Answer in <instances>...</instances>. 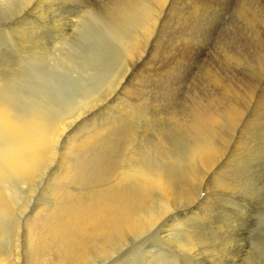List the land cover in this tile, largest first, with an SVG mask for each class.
Instances as JSON below:
<instances>
[{
    "label": "bare ground",
    "instance_id": "bare-ground-1",
    "mask_svg": "<svg viewBox=\"0 0 264 264\" xmlns=\"http://www.w3.org/2000/svg\"><path fill=\"white\" fill-rule=\"evenodd\" d=\"M9 1L0 0V14L2 6ZM180 1L182 2L179 4L186 2L185 0ZM149 2V5L138 4L142 8L137 3H132L133 5L125 3L121 13H115L114 10H112L114 13L108 11L109 14H105L106 19L104 14L101 16L93 12L92 14L95 13L94 18L98 20L101 18L105 28L96 23L99 21L92 23L93 26L86 23L84 18L87 11L83 6L80 9L77 8L78 10L75 9V12L71 10L74 6L78 7L79 4H83L79 0H23L22 7L16 12L0 15L4 22L0 24V36L7 37L10 34L11 38L8 37L10 39L8 42L11 46L23 49L22 54H19L37 64L31 71L10 70L5 75L8 81H0V221L12 218L25 230V245L29 251L31 264L102 263L112 256L115 257L130 242L137 241L145 245L150 236L153 238L156 235L161 238V241L162 239L170 243L175 241L173 244L171 243L173 249L182 255L184 261L191 262L192 259L198 260L207 253H211V259L215 258L212 253L219 252L218 256L221 253L224 254L229 249L228 246L234 237L240 236L237 239L238 242L243 240L246 228L243 229L241 226L244 222L242 219L245 215L242 210L245 206H239L233 200L236 199L235 195L239 192L240 184L245 183V187L249 188L248 191H251V195L255 193V190L260 191L261 188H264V178L258 186H255L253 177L248 176L243 180L239 178L240 174L237 178L235 171L232 172L228 168L233 165L241 166L250 163L259 153L258 149L253 148L255 144L252 146L250 143L255 136L250 134V128L253 123L258 121L260 115L264 116V92L262 89H258L257 96L253 100L251 97L254 95L252 93H255L254 90H248L240 95L234 85L228 82L223 85L221 83L223 79L215 76V84L224 88V95L235 97L234 100L231 98L233 101L231 100L232 102L227 104L226 108L224 107L220 111L218 108H223V104H221L216 110L212 108V103L210 106L200 99L199 102H196V99L195 103L185 110L172 112L171 115L165 113L167 116L169 115L167 119L169 122L172 121L173 129H166L167 127L165 128L161 123L157 124L162 122L159 118L156 123L157 131L155 130L149 137L140 139L141 141H136L134 133L137 134L140 131L136 130L138 132H135L136 125L134 126V124L136 123L134 122L141 117H145V119L153 117L147 110V107L149 108L146 99L148 92L144 88L145 85L140 88L139 92L140 86L136 87L138 95H131V92L135 93L136 91L134 86L137 84V79L135 80L134 76L142 68L148 65L150 67L153 55L156 54H154L155 49L152 43L150 46L149 43L146 44L149 47L147 46L148 49L146 48L145 51L141 49V45L145 41L142 43L139 35L142 34V38L144 35L147 39L148 37L153 39L152 30L157 25V17H161L159 25L162 27V34L166 31L165 27L177 23L183 17L180 15L181 12L171 13V6H173L171 0H151ZM194 4L196 5L191 6L192 9L190 8L191 10L187 14L192 15L195 19L196 11H202L210 4L211 7L215 6L211 15L217 14L219 8L224 6L221 3L214 2L213 4L212 0L198 1ZM200 4L205 6L199 7ZM136 9L137 13L138 11L142 12L137 14L139 16L137 21L140 22L139 27L142 28L139 35H135L136 33L134 34L130 30V22L135 23L132 12ZM197 14L199 15V13ZM214 17L206 16L201 22L202 27L197 24L198 27L192 26L188 28L187 32L182 31L183 29L177 32L175 28L179 27L173 28L170 41L175 47L173 55L170 53L174 56V66L169 68L167 77L169 79L170 76H173L172 74L177 73L178 80L175 76L177 81L173 80V83L170 82L172 78L167 79L170 84L169 82L164 83L162 85L164 88L167 89L171 86V89H174V86L179 81L181 82L180 78L187 79L184 77L191 73L195 64L205 55L204 48L199 46L201 41L209 40L208 36L215 33L213 32L215 28L212 26L216 23ZM249 17L251 18V16ZM202 23L205 25L204 27ZM43 31H48L53 39L54 35L59 34V40L56 38L51 40V42L56 40L52 45L53 49L59 48V51H62L68 58L66 63L61 65L63 60L61 54H58L60 59L57 56L53 57L57 54L55 50L53 56L49 54L50 57H57V64H55L57 66L51 67L54 68L51 72H49L50 69L45 71L46 64L44 65L42 62L46 55L44 51L49 48L44 50L36 42L42 39V34H45ZM205 34H207L206 37ZM84 37L85 41L79 43ZM74 40L78 42L76 45ZM1 42V45L7 46L6 42ZM116 42L122 44L125 54L130 59L133 58L134 61L135 58L134 63L129 60L131 65L134 64L133 70H129L125 74L122 72L121 81L118 80L120 82L115 87L111 86L106 93L98 94L95 91L96 93H93L92 96L80 99V96L86 95L84 93L90 92L95 83L97 84L98 74L102 70L100 66L113 57L110 55L108 59L102 54L106 50L114 49ZM18 48L16 49L18 50ZM50 48L52 49V47ZM247 54L249 56L248 52ZM18 56L15 59L22 63ZM122 57L125 60L124 53ZM51 63L54 64L50 62V65ZM50 65L48 64V66ZM65 65L67 70H65ZM146 69L149 70L147 67ZM153 69L152 71H154ZM3 72L0 65V74ZM157 72L159 73V70ZM155 73L154 75H156ZM154 75L151 76L154 77ZM157 84L153 90L158 88L161 92L160 84L158 87ZM245 87L247 89V86L243 88ZM155 92L158 93V91ZM77 98L80 101L75 106L73 105L74 108L71 112L56 117L57 120L53 121V124L48 122L50 111L63 109L70 104L72 99ZM222 100L224 102L225 99ZM251 100L254 101V103L252 102L254 111L251 112L252 115L245 118L244 110L246 108L244 109V105ZM213 101L216 102L214 99ZM151 104L153 103L151 102ZM185 104L187 105V102ZM248 105L249 103L245 106ZM66 111L65 109L64 112ZM100 117L113 119L105 120L104 125L96 127ZM262 119L260 118L259 121ZM223 124L226 127L222 131ZM141 127L139 128L141 129ZM234 128L239 129V133H241L237 140L234 139L235 132H231ZM147 131L149 130L147 129ZM230 132L231 135H229ZM260 142L258 143L261 144ZM59 144L64 146L60 154L57 149ZM260 150L262 149L260 148ZM244 155L246 156L245 161L242 159ZM78 160L79 168L76 167ZM24 192H27V195H24V198L27 199H25L24 205H22L23 203L20 205L21 193ZM247 196L245 195L246 198H244L247 199ZM216 198H220L223 201L221 204L226 205H222L225 211L220 214L215 223L217 226V228L215 226V230L221 236L220 241L222 242L217 250L212 249L213 242H211L213 245L206 243L208 238L204 234H200L203 230L196 226L195 222L202 219L211 225L213 219H209L206 212ZM33 200L35 204L31 207ZM218 204L220 203L218 202ZM18 218H23V223L18 221ZM8 222L10 221L7 220L6 223ZM160 222L161 224L154 229ZM5 228L7 229V226ZM176 232L182 234V238L174 239L173 235ZM127 250L129 251V249ZM9 259L7 258V260ZM5 260L3 256H0V264ZM19 260L21 259H17V264ZM5 262L3 264H7Z\"/></svg>",
    "mask_w": 264,
    "mask_h": 264
},
{
    "label": "rangeland",
    "instance_id": "rangeland-1",
    "mask_svg": "<svg viewBox=\"0 0 264 264\" xmlns=\"http://www.w3.org/2000/svg\"><path fill=\"white\" fill-rule=\"evenodd\" d=\"M15 1V2H14ZM80 2L82 1L83 4H79L78 7L77 6H74L73 8H71V10L74 12L76 11L75 9H80L81 6H83L85 8V10L87 11L85 13V10L83 12V14L85 13V21H87L86 23H88L89 25H94L92 23H95L96 21H99V22H96V23H99V26L100 27H104V22L101 20V18L98 20L96 18H94V15L95 13L96 14H100L101 16L104 14V18L106 17L108 11L109 12H113L115 11V13L119 12L121 13V9L128 3H133V4H136L137 5H149V1L151 0H79ZM86 1V2H85ZM97 1V2H95ZM119 1V2H118ZM129 1V2H128ZM134 1V2H133ZM177 1V2H175ZM186 2L184 4H179L181 3L182 1H178V0H171V5L175 6H171V13H174V12H178L180 13V15H182V19H179V21H177V23L175 24H169L167 27H165V30L162 34V27H160V23H159V20L161 22V17H157V25L154 27V29L152 30L153 32V36L152 37L153 39H149L150 37L145 38L144 35H143V38L141 37L142 34L141 33V27L140 26V22L137 21L139 20V16L137 15L138 13H142V12H139L137 13V9L132 12V15L134 17V21L135 23L132 21L130 22V30L131 32H133L135 35H139V37L142 39V45H141V49L142 50H146V48L148 49V47L151 45L150 43L154 44V54L153 55V59H152V62L155 64H153L151 62L150 64V67L146 66L149 70L146 69V67L142 68L141 70H139L134 78L135 80L137 81V84L134 86L133 91L134 92H131V95L132 96H136L138 95V92L140 91V88L144 87L145 85V89L147 90V102H148V105H149V108L147 107V110L148 113L151 115V117H153L152 119L151 118H146L145 117H141L139 118V120L135 121L134 123V128H135V132H138L137 134L134 133V137H138L137 139L135 138V140L137 141H141L143 138L145 137H149L150 134H153V132L156 130L157 131V119H161L162 122L165 121V122H158L157 124H162L166 129H173V127L171 126L172 125V121L169 122L167 118H169V115H171L172 112H177V111H181V109L185 110L187 108H189L192 103L194 104L195 103V100L197 99L196 102H199V99L202 100V102H207V104H209L210 106L212 105V108L213 109H216V110H220L222 111L224 109V107L231 103L235 97L234 96H230V95H227L225 94L224 95V88L219 86L218 84H215V78L216 77H221L223 79V82L221 81V83H223V85H225L224 83L226 84H231V85H234L235 89H237L236 91L239 92L240 95H243L246 91L250 90V91H253L255 93H252L254 94L251 99L255 100V97L257 96V93L259 90L262 89V91L264 92V0H260L256 2V0H212V3L214 4L215 3H221L223 4L222 8L220 9L219 8V11L217 14H214V15H211L213 12H214V8L215 6H212L211 7V4L210 6H207V8H204L201 10L196 11L195 13V17L196 19L192 16V15H188L187 13L189 12V10H191V6L193 5H196L194 3H197L198 1H202L203 0H185ZM207 1V0H205ZM226 1V3H225ZM22 2L23 0H10L9 2H6V4H4L2 6V13L1 14H5V15H8L9 13H13V12H16L17 10H19L21 7H22ZM94 2V3H93ZM109 2V3H108ZM115 2V3H114ZM148 2V3H147ZM9 3V4H8ZM111 3V4H110ZM114 3V4H112ZM126 3V4H125ZM141 3V4H140ZM174 3V4H173ZM105 4V5H104ZM132 4V5H133ZM242 4V6H241ZM138 5V6H139ZM246 5V6H245ZM252 5V6H251ZM6 6V7H5ZM91 6V7H90ZM108 6V8H106ZM109 6H111L109 8ZM117 6V7H116ZM201 6H205L204 4H200L199 7ZM82 7V8H83ZM89 7V8H88ZM96 7V9H95ZM140 8H142L141 6H139ZM240 7V8H239ZM249 7V8H248ZM252 7V8H251ZM93 8V9H92ZM105 8V9H104ZM173 8V9H172ZM191 8V9H190ZM213 8V10H212ZM243 8V10H242ZM6 9V10H5ZM77 9V10H78ZM98 9V10H97ZM100 9V10H99ZM102 9V10H101ZM117 9V10H116ZM207 9V10H206ZM5 10V11H4ZM14 10V11H13ZM114 10V11H112ZM119 10V11H118ZM173 10V11H172ZM177 10V11H176ZM179 10V11H178ZM211 10V11H210ZM221 10V11H220ZM240 12H239V11ZM7 11V12H6ZM91 11V12H90ZM98 11V12H97ZM105 11V12H104ZM210 11V12H209ZM93 12H95L94 14H92ZM103 12V13H102ZM167 12V10H166ZM223 12V13H222ZM251 12V13H250ZM91 15H90V14ZM134 13V14H133ZM135 13H136V16H135ZM199 13V15L197 14ZM222 13V14H221ZM253 13V14H252ZM0 14V15H1ZM106 14V15H105ZM109 14V13H108ZM245 14V15H244ZM87 15V16H86ZM188 15V16H187ZM197 15H198V18H197ZM262 17H261V16ZM89 16V17H88ZM206 16H215L214 17V20L216 21V23H214L212 26L215 28L213 30V32L215 33H212L210 34L208 37L209 40H206V41H201L200 43V46L201 48H204L205 52L203 55L202 58L199 59L198 63L195 64V67L192 69V71H195V72H192L184 77V78H187V79H183V78H180L181 79V82L179 81L178 84L180 85H176L174 86L173 88L174 89H171V86L170 87H167L164 88L162 85H164V83H168L169 81H167L168 77L169 76L167 73L168 71H170V67L174 66L173 64V52H174V46H172L171 44V37H172V34L173 33V28L174 27H179V28H175V30L177 32H179L178 30H182V31H188V28H191L192 26L194 27H202L201 25V22H203V18H205ZM219 16V17H218ZM221 16V17H220ZM251 16V18L249 17ZM258 16V17H257ZM132 17V16H131ZM132 17V18H133ZM191 17V18H190ZM244 17V18H243ZM246 17V18H245ZM93 18H94V21H93ZM217 18V19H216ZM250 18V19H249ZM257 18V19H256ZM262 18V19H261ZM106 19V18H105ZM136 19V20H135ZM238 19V20H237ZM1 23H4L3 20L0 18ZM183 20V21H182ZM228 20V21H227ZM220 21V22H219ZM241 21V22H240ZM138 22V23H137ZM185 22V23H184ZM192 22V23H190ZM194 22V23H193ZM196 22V23H195ZM249 22V23H248ZM137 23V24H136ZM188 23H189V26H188ZM102 24V25H101ZM194 24V25H193ZM198 24V26H197ZM203 24V23H202ZM159 25V26H158ZM181 25V26H180ZM216 25V26H215ZM205 25L203 24V27ZM181 27V28H180ZM252 27V28H251ZM255 27V28H254ZM135 29V30H134ZM243 29V30H242ZM261 29V30H260ZM139 30V31H138ZM161 30V32H160ZM192 30V29H191ZM216 30V31H215ZM50 31V30H48ZM48 31H43L45 34H42L43 37L41 40L39 41H36L38 43V45L42 46L44 48V50H46L47 48L51 49L50 47H52L51 50L47 49L46 51H44L46 54L43 58V61L44 62V69L45 71H48L49 69V72H51V70L53 71L54 68L52 69L51 67H54L55 64H57V57L60 59V56H62L61 58L64 60L61 61V65L66 61L68 60L67 56L64 55V53L62 51H59V48H54L53 49V43L58 39L59 40V34L58 35H54L56 40L54 42H51V40H54L52 38V35L50 33H48ZM137 31V32H136ZM155 31V32H154ZM157 32V33H156ZM159 32V33H158ZM166 32V33H165ZM47 33V34H46ZM139 33V34H138ZM160 33H161V36L162 38H160ZM189 33V32H188ZM167 34V35H166ZM171 34V35H170ZM10 34L7 35V37L3 36L2 35L0 36V65H1V68L4 70L3 74H0V81H5L7 82L8 79L6 78V74L8 72L13 71V70H27V71H31L34 67L37 66L36 63H32V61L30 60H27L24 57L21 56L22 54V50L21 48L19 49L17 46H11L10 42V39L8 37L11 38V35L9 36ZM45 35V36H44ZM47 35V36H46ZM157 35V36H156ZM160 37H159V36ZM190 35V33H189ZM207 34H205V37H206ZM245 35V36H244ZM49 36V37H48ZM73 36H75V34H73ZM227 36V37H226ZM238 36V37H236ZM250 36V37H249ZM45 37V38H44ZM47 37V39H46ZM47 42H45L44 40ZM79 38V37H77ZM228 38V39H227ZM230 38V39H229ZM255 40H254V39ZM2 39V40H1ZM158 39V40H157ZM252 39V40H251ZM78 40V39H77ZM116 41H118L116 38H115ZM1 41L3 42H6L7 46L6 45H1ZM42 41V42H41ZM50 41V42H49ZM85 41V37L84 39L81 38V41L79 43H83ZM154 43H153V42ZM256 41V42H255ZM74 44L76 45V43H78L77 41H73ZM119 42V41H118ZM147 42V43H146ZM44 43V44H43ZM50 45H49V44ZM117 43V42H116ZM115 43V44H116ZM149 43V44H148ZM162 43V44H161ZM48 44V45H47ZM148 44V45H146ZM156 44V45H155ZM161 44V45H160ZM251 44V45H250ZM259 44V45H258ZM116 45H117V48H116ZM114 49L111 48V50H106L104 51V53L102 54V56L104 57H108V59L110 58L109 56L112 55V59L104 64H102V66H100V68H102V70L100 71V74H98V81H97V84L95 83V86L91 89L90 92H86L84 94L86 95H82L80 96L79 98L82 99L84 98L85 96L86 97H90L93 95V93H96L95 91H97L98 94H104L108 91V89L113 86L115 87L120 81H121V77L123 76L122 72L125 74L127 71H132L133 70V65H131L132 63H134L135 61V58H134V61H133V58L130 59V57H128L126 54H125V51H124V48L122 46V44H116ZM145 45V46H144ZM160 45V46H159ZM249 45V46H248ZM253 45V46H252ZM39 46V47H40ZM45 46H48L45 48ZM122 46V47H121ZM148 46V47H147ZM169 46V47H168ZM9 47V48H8ZM18 48V50L16 48ZM41 47V50L43 49ZM55 47V46H54ZM70 48H72L71 46H69ZM143 47V48H142ZM207 47V48H206ZM229 47V48H228ZM258 47V48H257ZM8 48V49H7ZM15 48V49H14ZM163 48V49H162ZM171 48V49H170ZM260 48V49H259ZM6 49V50H5ZM120 49V50H119ZM159 49V50H158ZM238 49V50H237ZM263 49V50H262ZM5 50V51H4ZM13 50V52H12ZM55 50V52L57 53L56 55H54L53 51ZM141 50V51H142ZM164 50V51H163ZM171 50V51H170ZM8 51V52H7ZM59 51V52H58ZM78 51V50H77ZM124 51V52H123ZM4 52H7L4 54ZM11 52V53H10ZM52 52V53H50ZM113 52V54H112ZM118 52H122L121 54L118 53ZM143 52V51H142ZM160 54H159V53ZM165 52V53H164ZM172 55H171V53ZM247 52L249 53V56L247 54ZM257 52V53H256ZM3 53V54H2ZM15 55H14V54ZM21 53V54H19ZM63 53V54H62ZM111 53V54H110ZM124 53V57H125V60L124 58L122 57V54ZM163 53V54H162ZM227 53V54H226ZM251 53V54H250ZM254 53V54H253ZM12 54V55H10ZM49 54H52L51 56L55 57L57 56L56 58H53V57H50ZM58 54L60 56H58ZM167 56H166V55ZM232 54V55H231ZM2 55V56H1ZM10 55V56H8ZM19 55V56H18ZM157 55V56H156ZM213 55V56H212ZM13 56V57H12ZM17 56L19 57V60L22 61L19 62L18 59H15L17 58ZM42 56V57H43ZM65 56V57H64ZM172 56V57H171ZM260 56V57H259ZM6 57V58H5ZM11 57V58H10ZM49 57V58H48ZM157 57V58H156ZM159 57V58H158ZM8 58V60H6ZM48 60H47V59ZM51 58L53 59L51 60ZM128 58V59H127ZM171 58V59H170ZM249 58V60H248ZM11 59V60H10ZM168 59V60H167ZM15 60V62H14ZM56 60V61H55ZM127 60V62H126ZM129 60L131 61L129 62ZM246 60V61H245ZM262 60V61H261ZM4 61V62H3ZM8 61V62H7ZM48 61V62H47ZM163 61V62H162ZM201 61V62H200ZM238 61V62H237ZM41 62V63H42ZM50 62H53L54 64L51 63L50 65ZM56 62V63H55ZM113 64H112V63ZM172 62V63H171ZM235 62V63H234ZM50 66H48V64ZM64 63V64H65ZM157 63V64H156ZM168 63V64H167ZM251 63V64H250ZM259 63V65H258ZM43 64V63H42ZM63 64V65H64ZM68 64V63H67ZM66 64V65H67ZM167 64V65H165ZM228 64V65H227ZM254 64V65H253ZM25 65V66H24ZM65 65V66H66ZM155 65V66H154ZM158 65V66H157ZM171 65V66H170ZM256 65V66H255ZM57 66V65H55ZM68 66V65H67ZM67 66L65 68V70H67ZM109 66V67H108ZM132 66V67H131ZM169 66V67H168ZM213 66V67H212ZM258 66V67H257ZM261 66V67H260ZM16 67V68H15ZM46 67H49V68H46ZM109 70H108V68ZM121 67H122V70H121ZM152 67V68H151ZM157 67V69H156ZM159 67V68H158ZM260 67V68H259ZM10 68V69H9ZM125 68V70H124ZM155 68V69H153ZM163 68V69H162ZM168 68V70H166ZM214 68V69H213ZM117 69V70H116ZM121 72H120V70ZM146 69V70H145ZM152 69L154 71H152ZM162 69V70H160ZM230 69V70H229ZM104 70V71H103ZM151 70V71H150ZM156 70V71H155ZM159 70V73L157 72ZM6 71V72H5ZM144 71V72H142ZM147 71V76L145 74V72ZM150 71V72H148ZM162 71V72H161ZM258 71V72H257ZM82 72V71H81ZM102 72V73H101ZM104 72V73H103ZM142 72V73H141ZM156 72V73H155ZM201 72V73H200ZM234 72V73H233ZM112 73V74H111ZM120 73V74H119ZM140 73V75H139ZM154 73L157 75H154ZM215 73V74H214ZM225 73V74H224ZM233 73V74H232ZM246 73V75H245ZM106 74V75H105ZM114 74V75H113ZM144 74H145V77H144ZM149 74V75H148ZM154 75L151 76V75ZM161 76H160V75ZM192 74V76H191ZM201 74V75H200ZM211 74V75H210ZM33 75V74H32ZM103 75H105V77H103ZM173 76H170L171 78H169L168 80H170L171 83H173V80L174 81H177L178 80V74L177 73H174L172 74ZM214 75V76H213ZM230 75V76H229ZM2 76V77H1ZM163 76V77H162ZM177 79H175L174 78ZM216 76V77H215ZM229 76V77H228ZM241 76V77H240ZM109 77V78H108ZM140 77H144L143 79L140 78ZM151 77V78H150ZM153 77V78H152ZM158 77V78H157ZM160 77V78H159ZM235 77V78H234ZM112 78V79H111ZM205 78V79H204ZM212 78V79H210ZM245 78V79H244ZM261 78V79H260ZM101 79V80H99ZM104 79V80H103ZM106 79V80H105ZM116 79V80H115ZM141 79V80H140ZM145 79V81H144ZM159 79V80H158ZM195 79V80H193ZM120 80V81H118ZM140 80V81H138ZM152 80V81H151ZM155 80V81H154ZM166 80V81H165ZM192 80V81H191ZM198 80V81H197ZM206 80V81H205ZM212 82H211V81ZM232 80V81H231ZM100 81V82H99ZM106 83H105V82ZM108 81V82H107ZM151 81V82H150ZM159 82V84H157V82ZM147 82V83H146ZM154 82V83H152ZM162 82V84H161ZM169 82V84H170ZM228 82V83H227ZM242 82V83H241ZM263 82V83H262ZM244 83V84H243ZM99 84V85H98ZM104 84V85H103ZM111 84V85H109ZM155 86H154V85ZM156 84H157V87L159 85V89H162V91L160 92L157 89H154L155 91H158V94L157 92H155L153 90V87L155 88L156 87ZM182 84H184V86H182ZM242 84V85H241ZM251 84V86H250ZM102 85V87H101ZM108 86V87H107ZM140 86V87H139ZM151 86V88H150ZM179 88H178V87ZM244 86H247V89L246 87L243 88ZM250 86V87H249ZM98 87V88H97ZM136 87H139L136 88ZM147 87V88H146ZM194 87V88H193ZM211 87H212V90H211ZM219 87V88H218ZM260 87V88H259ZM104 88V89H103ZM253 88V89H252ZM257 88V90H255ZM103 89V90H102ZM137 89H138V92H137ZM165 89L167 90V92L165 91ZM182 89V90H181ZM190 89V90H189ZM197 89V90H196ZM217 89V90H215ZM220 89V91H219ZM239 89V90H238ZM245 89V90H244ZM252 89V90H251ZM259 89V90H258ZM100 90V91H99ZM149 90V91H148ZM174 90V91H172ZM176 90V91H175ZM210 90V91H209ZM178 91V92H177ZM183 91V92H182ZM206 91V92H205ZM215 91V92H214ZM218 91V92H217ZM243 91V92H242ZM92 92V93H91ZM177 92V93H176ZM189 92V93H188ZM209 92V94H207ZM211 92V93H210ZM220 92V93H219ZM257 92V93H256ZM91 93V94H90ZM157 93V94H156ZM169 93V94H168ZM171 93V94H170ZM175 95H174V94ZM186 93V94H185ZM219 93V94H217ZM189 94V95H188ZM212 94V95H211ZM215 94V95H214ZM222 94V96H221ZM159 95V96H158ZM191 95V96H190ZM193 95V96H192ZM210 95V96H208ZM155 98H154V97ZM227 96V98H226ZM163 97V98H162ZM191 97V98H190ZM211 97V98H209ZM219 97V98H218ZM241 97V96H240ZM77 98V99H72L70 101V104L66 107H64L63 109H60L58 111L56 110H52V112L48 113V115L50 114V118L48 117V122L50 123H54L53 121H56L58 116L61 117L63 115H66L67 113L71 112L73 110V105L75 106L76 104H78V102L80 101V99ZM159 98V99H158ZM225 99L224 102L222 99ZM233 100H232V99ZM172 99V100H170ZM185 101H184V100ZM187 99V100H186ZM211 99H212V102H211ZM216 100L215 101H213ZM227 99V100H226ZM230 99V100H229ZM239 99V98H238ZM232 100V101H231ZM251 100L249 103L248 106H245L247 105L248 103H245L244 105V109L246 108L245 111V118L246 117H249L251 114L252 111H254L253 107H254V101ZM162 101V102H161ZM183 101V102H182ZM194 101V102H193ZM209 101V103H208ZM150 102V104H149ZM151 102L153 104H151ZM187 102V105L185 104ZM220 102V104H219ZM222 102V103H221ZM225 102H227L226 104H224ZM253 102V103H252ZM212 103V104H211ZM252 103V104H251ZM72 104V105H71ZM166 104V105H165ZM221 104H223V108L220 107ZM165 105V106H164ZM218 105L220 108H218ZM251 105V106H250ZM253 105V106H252ZM184 106H187V107H184ZM217 106V107H216ZM151 107V108H150ZM163 107V108H162ZM169 107V108H168ZM179 107V108H178ZM215 107V108H214ZM227 107V106H226ZM225 107V108H226ZM248 107V109H247ZM251 107V108H249ZM167 108V109H166ZM218 108V109H217ZM65 109L67 110L66 112ZM71 109V110H70ZM250 109V110H249ZM154 110V111H153ZM169 110V111H168ZM54 111V112H53ZM247 111V112H246ZM153 112V113H152ZM56 113V114H55ZM164 113V115H163ZM169 114L168 116L166 114ZM249 114V115H248ZM263 114V113H261ZM163 115V116H162ZM166 115V116H165ZM248 115V116H247ZM159 116V117H158ZM263 115H260L259 118H258V121L253 123L252 127L250 128V134H253L255 135L253 137V139H251L250 143L251 145L255 147H253L255 150L258 149V154H257V157H255L250 163L248 162L247 164L245 165H233L232 167L228 168V169H231L232 172L235 171V175L237 176V178H241L244 180L245 177H248L250 176L251 178L253 177V179L255 180V186L259 183H261L263 181V178H264V116L262 117ZM57 117V118H56ZM53 118H55L54 120H52ZM115 118V117H114ZM262 119L259 121V119ZM50 119V120H49ZM109 119H113V118H104V117H100L98 120H97V126H100L102 125L103 123L105 124V120L109 121ZM142 119V120H140ZM145 119V120H144ZM165 119V120H163ZM167 119V120H166ZM52 120V121H51ZM102 122H100V121ZM151 120V121H150ZM248 120V119H247ZM246 120V121H247ZM257 120V118H256ZM148 121V122H147ZM150 121V122H149ZM138 122V123H137ZM153 122V123H152ZM168 124H167V123ZM260 122V124H259ZM50 123V124H51ZM146 123V124H145ZM166 123V124H165ZM170 123V124H169ZM99 124V125H98ZM103 124V125H104ZM138 124V125H137ZM141 124V125H140ZM165 124V125H164ZM225 124V123H224ZM223 124V130H225V125ZM144 125V126H143ZM152 125V126H151ZM257 125V126H255ZM261 125V126H260ZM142 126V127H141ZM147 126V127H146ZM150 126V127H149ZM255 126V127H254ZM141 127V129L139 128ZM154 127V128H153ZM156 127V128H155ZM254 127V129H253ZM263 127V128H261ZM146 128V129H145ZM143 129V130H142ZM147 129L149 131H147ZM138 130V131H136ZM151 130V131H150ZM227 130V129H226ZM236 130V131H235ZM144 131V132H143ZM146 131V133H145ZM232 133H234V139L237 140L238 139V136H240L241 133L239 129H235L232 131ZM231 132L229 133V135H231ZM257 132V133H256ZM149 133V134H148ZM260 133L261 136L260 137ZM144 136H143V135ZM148 134V135H147ZM137 135V136H136ZM142 135V136H141ZM259 138V139H258ZM262 138V139H260ZM141 139V140H140ZM77 140H79L77 138ZM248 140V139H247ZM261 141L259 144L258 142ZM255 142V143H254ZM257 143V144H256ZM260 145V146H259ZM263 146V147H262ZM63 144H59L57 149H58V154H60L62 151H63ZM262 150H260V148ZM116 157V155H115ZM114 157V159H116ZM245 158L246 156H242V159L245 161ZM241 160V159H240ZM248 161V159H247ZM246 161V162H247ZM241 162V161H240ZM79 163V160L78 162L76 163V167L79 168L80 165L78 164ZM252 164V165H251ZM78 165V166H77ZM251 165V166H250ZM239 167V168H238ZM248 167V168H246ZM234 170V171H233ZM249 170V171H247ZM238 171V172H237ZM241 172V173H240ZM248 172H249V175H248ZM244 175H243V174ZM245 173L246 176H245ZM256 176V177H255ZM259 177V178H258ZM258 178V179H257ZM260 179V180H259ZM261 181V182H260ZM246 182V181H245ZM260 186H262V184H260ZM246 188V189H245ZM254 188V187H253ZM239 192L235 195L236 199H234L233 201L235 203H237V205L239 206H242L244 205L245 208H243V214L245 215V219L243 218L242 221L243 222V225L241 226L243 229H245V235H243V240L242 241H237L238 238H240V236L238 237H234L232 240V243L229 244L230 246L229 249L226 250V252L223 254L221 253L220 256H218L219 252L217 253H212L214 254L215 256V260L214 259H211V253H207V255L203 254L201 256L200 259L198 260H194L192 259V261H184L183 260V257L182 255H180V253H178L176 250L173 249L171 243L173 244L175 241H172L171 243L170 242H167L166 240L162 239L161 241V238L159 236H153V238L150 236L147 240H146V243L145 245L144 244H140L139 242L137 241H132L130 243V246L128 244V246L124 247L123 249L120 250L119 253H117L115 255V257H111L109 259H107L105 262H99L97 264H264V188L260 191H256L255 190V193L254 194H251V191H248L249 188L248 187H245V183H242V185L240 184V187L238 188ZM258 190V189H257ZM246 191H248L246 193ZM258 192V193H257ZM249 193V194H248ZM23 194V195H22ZM247 196V199H245V195ZM24 195L26 196L27 195V192H24V193H21V201H20V205H24L25 203V199H27L26 197L24 198ZM23 196V197H22ZM245 197V198H244ZM24 200H23V199ZM19 199V200H20ZM242 199V200H241ZM23 200V201H22ZM35 200V199H34ZM34 200L31 204V207L35 204L34 203ZM221 200L220 198H216L212 201L211 205H210V208L209 210L206 212L208 214V217L209 219H213L211 220V225L210 223H205L206 221L202 220V219H198V221H195L196 222V226H199L203 231L200 232V234H204V236H206L208 238V242H206L208 245H213L214 243V246L212 247V249H215L217 250L219 248V244H221L222 242L220 241L221 239V236L219 235V233H217V230H215L217 228L216 226V222L218 221V217L220 216V214L222 212H224V208L223 206H226L224 204H221L223 201H219ZM247 200V201H246ZM253 201V202H252ZM218 202L221 204H218ZM239 202V203H238ZM223 205V206H222ZM221 206V207H220ZM260 208V209H259ZM251 209V210H250ZM250 215V216H248ZM254 216V217H253ZM250 217V218H249ZM249 218V219H248ZM22 219V220H21ZM18 218V221H21V223H23V218ZM7 220H9L10 222L6 223ZM201 220V221H200ZM215 220V221H214ZM254 220V221H253ZM2 222V224H1ZM5 222V223H3ZM13 222V223H12ZM15 222V223H14ZM198 222V223H197ZM20 223V222H19ZM4 224V225H3ZM6 224V225H5ZM16 224V225H15ZM161 224V222L156 226L154 227V229H156L159 225ZM3 225V227H2ZM7 226V229L5 227ZM16 226V227H15ZM209 226V227H208ZM216 226V228H215ZM0 256L4 257L6 260L7 258H10L9 260H7V262L3 261L1 264H3L4 262L9 264H15V259H16V264H17V259H21L19 260V263L18 264H31V261H30V256H29V251L25 245V230L19 226L16 221H14V219L12 220V218H7V219H4V220H1L0 221ZM249 229V230H248ZM5 232H3V231ZM16 231V232H15ZM23 231V232H22ZM239 231V230H238ZM214 232V233H213ZM240 232V231H239ZM243 232V231H242ZM12 233V234H11ZM24 233V234H22ZM2 234V235H1ZM7 234V235H6ZM209 234V235H208ZM216 234V235H215ZM17 235V236H16ZM219 235V236H218ZM16 236V238H15ZM159 237V238H158ZM174 239H178L179 237L182 238V234H180L179 232H176L175 235H173ZM18 238V239H17ZM211 238V239H210ZM17 239V240H16ZM23 239V240H22ZM18 242V243H17ZM154 242H155V245H154ZM157 242V243H156ZM166 242V243H165ZM213 242V243H211ZM221 242V243H220ZM17 243V244H16ZM139 243V244H138ZM211 243V244H209ZM167 244V245H166ZM18 245V247H17ZM142 245V246H141ZM157 245V246H156ZM217 246V248H216ZM26 247V248H25ZM156 247V248H155ZM19 248V249H18ZM26 249V250H25ZM129 249V251L127 250ZM152 250H155V251H152ZM16 251V252H15ZM148 251V252H147ZM162 251V252H161ZM170 251V252H169ZM18 252V254H17ZM161 252V253H160ZM245 252V253H244ZM3 254V255H2ZM5 254V256H4ZM11 254V256H10ZM17 256H16V255ZM136 254V255H135ZM152 254V255H151ZM223 254V255H222ZM173 255V256H172ZM7 256V257H6ZM21 256V257H20ZM29 256V257H28ZM173 257V258H172ZM218 257V258H217ZM27 260H26V259ZM115 258V259H114ZM217 258V259H216ZM226 258V259H225ZM13 259V260H12ZM12 260V261H11ZM152 260H154L152 262ZM167 260V261H166ZM11 261V262H10ZM21 261V262H20ZM27 261V262H26ZM29 261V262H28ZM198 261V262H197ZM116 262V263H115Z\"/></svg>",
    "mask_w": 264,
    "mask_h": 264
}]
</instances>
